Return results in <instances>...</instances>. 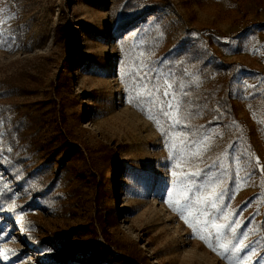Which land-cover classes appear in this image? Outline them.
Returning <instances> with one entry per match:
<instances>
[{"label":"rangeland","instance_id":"rangeland-1","mask_svg":"<svg viewBox=\"0 0 264 264\" xmlns=\"http://www.w3.org/2000/svg\"><path fill=\"white\" fill-rule=\"evenodd\" d=\"M130 255L264 264V0H0V264Z\"/></svg>","mask_w":264,"mask_h":264},{"label":"trees","instance_id":"trees-1","mask_svg":"<svg viewBox=\"0 0 264 264\" xmlns=\"http://www.w3.org/2000/svg\"><path fill=\"white\" fill-rule=\"evenodd\" d=\"M229 66L221 65V64H214L212 62H208L206 60H202L199 63L195 64L193 66V71L197 73H201L204 76L207 75H215L217 78L216 82L211 85L209 89L204 94L203 99H201L200 105H204L206 102L212 101L214 99L217 100L218 107L220 110V113H215V116L211 120H207L206 125H214L219 124L224 121V118H230L231 120L234 119V115L232 113L231 104L229 102V95H228V81H225L222 77L223 71L228 69ZM215 97V98H213ZM75 147V146H74ZM68 160H66L67 162ZM62 167H60L59 170H61ZM59 174L56 173L53 177L52 183L55 184ZM100 198V197H99ZM10 203V198L5 201V204ZM94 215L92 220L90 221L91 229L94 233H99L103 238H106V229L103 224V219L100 217L99 211L96 210L99 205V199L98 197L94 200ZM73 230H69L63 234V237L65 240H68L71 238V235L73 234ZM81 252V251H79ZM129 262L132 264H139L137 259L133 257L132 255L129 256L128 259Z\"/></svg>","mask_w":264,"mask_h":264},{"label":"snow or ice","instance_id":"snow-or-ice-1","mask_svg":"<svg viewBox=\"0 0 264 264\" xmlns=\"http://www.w3.org/2000/svg\"><path fill=\"white\" fill-rule=\"evenodd\" d=\"M145 77H140V79H144ZM170 94L168 92H165V96L168 97ZM166 114V113H165ZM195 175V174H194ZM186 201H188L190 199V197H185ZM213 207H215V204H213ZM218 227L223 228L225 227V225H219ZM217 235H219V233H217ZM248 257L246 256L245 259H247Z\"/></svg>","mask_w":264,"mask_h":264}]
</instances>
